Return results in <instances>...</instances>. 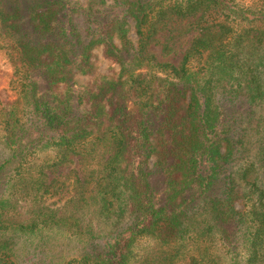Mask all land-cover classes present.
Instances as JSON below:
<instances>
[{"label":"trees","instance_id":"trees-1","mask_svg":"<svg viewBox=\"0 0 264 264\" xmlns=\"http://www.w3.org/2000/svg\"><path fill=\"white\" fill-rule=\"evenodd\" d=\"M0 55V264H264V0L2 1Z\"/></svg>","mask_w":264,"mask_h":264},{"label":"rangeland","instance_id":"rangeland-1","mask_svg":"<svg viewBox=\"0 0 264 264\" xmlns=\"http://www.w3.org/2000/svg\"><path fill=\"white\" fill-rule=\"evenodd\" d=\"M4 3L10 1V0H0V2ZM111 1V0H110ZM129 38L132 41H136L135 35L133 33V29L131 28L129 32ZM152 52L159 57L160 55V49L159 46H151ZM184 50H182L180 53H177L176 55H172L168 58V60L174 64H177L181 56L183 54ZM95 62L98 66L99 72L106 74V75H113L117 71V67L111 65L108 62H105L101 58L100 51H96L95 53ZM11 73V70L9 68L8 61L3 55H0V90L7 87L8 83V74ZM48 155L46 153L39 154L35 156V161L40 162ZM3 156L0 152V160L3 159ZM39 159V160H37ZM79 168V165L77 164V161L75 160L72 165L66 168H62L61 172H56V177H60V180H64L65 176H69V172L72 169ZM50 178H53L54 175L49 174ZM54 199L47 202V204L54 203ZM27 207H23L19 209V212L21 214V217L19 218L20 221L27 218ZM45 237L41 238V236H17L15 238L16 243V250L18 258L17 263L18 264H57L58 259L61 258H69L73 256L74 252L72 250L73 244L69 242L66 235H58V234H50L48 232H45L43 234ZM50 236V237H49ZM46 242V243H45ZM146 250L138 249V263L141 264L142 261H145L144 257H148L147 263L143 264H152V261L156 259L155 253H153L154 246L153 244L146 243ZM156 251V250H155ZM143 255V258L141 257ZM66 256V257H65ZM152 257V258H151Z\"/></svg>","mask_w":264,"mask_h":264}]
</instances>
